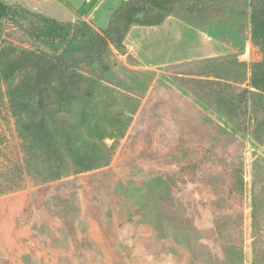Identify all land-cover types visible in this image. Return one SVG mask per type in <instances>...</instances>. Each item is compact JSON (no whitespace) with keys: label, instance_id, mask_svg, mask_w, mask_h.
Here are the masks:
<instances>
[{"label":"rangeland","instance_id":"obj_1","mask_svg":"<svg viewBox=\"0 0 264 264\" xmlns=\"http://www.w3.org/2000/svg\"><path fill=\"white\" fill-rule=\"evenodd\" d=\"M120 1L99 0L78 19L101 30ZM4 2L77 21L56 0ZM185 8L132 26L126 52L109 51L98 113L108 128L128 124L103 138L105 164L49 179L25 164L16 120L0 105V264H264V92L250 85L264 41L252 35L250 0ZM29 21L0 20V47L46 50L20 29ZM77 108L63 117L75 121Z\"/></svg>","mask_w":264,"mask_h":264},{"label":"trees","instance_id":"obj_2","mask_svg":"<svg viewBox=\"0 0 264 264\" xmlns=\"http://www.w3.org/2000/svg\"><path fill=\"white\" fill-rule=\"evenodd\" d=\"M57 1L80 18L99 0H83L78 7L68 0ZM213 1L122 0L112 9L106 26L96 30L81 19L64 22L0 0V20L29 15L28 25L19 23L20 29L47 45L46 50L0 47V105L6 100L16 120L25 164H40L51 180L105 164L112 145L103 138L122 137L128 124L113 119L114 127L108 128L98 113L106 88L103 77L110 70L109 51L126 52L125 38L132 26H159L179 3H186L187 13L193 14L202 13ZM250 22L253 37L264 41V0H250ZM250 85L264 92V66L254 67ZM129 104L135 109L132 98ZM67 106L78 107L75 121L63 117ZM94 135L100 138L98 147L92 144ZM257 207L253 197L255 230Z\"/></svg>","mask_w":264,"mask_h":264},{"label":"crops","instance_id":"obj_3","mask_svg":"<svg viewBox=\"0 0 264 264\" xmlns=\"http://www.w3.org/2000/svg\"><path fill=\"white\" fill-rule=\"evenodd\" d=\"M49 1H51V0H49ZM57 1V0H56ZM83 1V0H82ZM82 1H80L78 4H72L74 7H78L80 4H81V2ZM23 6H25V7H27V8H29L30 10H32V11H36V10H34L33 8H31V7H29V6H26V5H23ZM77 19H78V17H77ZM60 21H62V20H60Z\"/></svg>","mask_w":264,"mask_h":264}]
</instances>
